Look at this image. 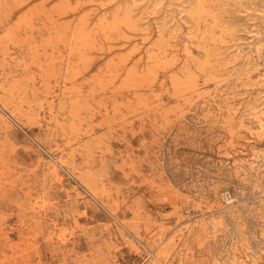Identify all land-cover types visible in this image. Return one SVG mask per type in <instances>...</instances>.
I'll use <instances>...</instances> for the list:
<instances>
[{"label": "rangeland", "instance_id": "rangeland-1", "mask_svg": "<svg viewBox=\"0 0 264 264\" xmlns=\"http://www.w3.org/2000/svg\"><path fill=\"white\" fill-rule=\"evenodd\" d=\"M0 264H264V0H0Z\"/></svg>", "mask_w": 264, "mask_h": 264}, {"label": "bare ground", "instance_id": "bare-ground-1", "mask_svg": "<svg viewBox=\"0 0 264 264\" xmlns=\"http://www.w3.org/2000/svg\"><path fill=\"white\" fill-rule=\"evenodd\" d=\"M203 2V1H202ZM200 20V19H199Z\"/></svg>", "mask_w": 264, "mask_h": 264}]
</instances>
